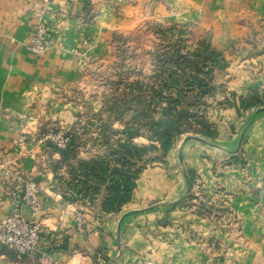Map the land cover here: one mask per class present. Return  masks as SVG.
Instances as JSON below:
<instances>
[{
  "label": "crops",
  "instance_id": "0c3cea01",
  "mask_svg": "<svg viewBox=\"0 0 264 264\" xmlns=\"http://www.w3.org/2000/svg\"><path fill=\"white\" fill-rule=\"evenodd\" d=\"M92 2L97 15L88 25L82 14ZM163 3L149 14L148 0H0V219L18 204L10 192L21 191L22 180L38 183L42 202L38 252L20 257L0 248V264H264V115L255 117V110L241 117L222 111L218 128L225 135L214 140H177L163 162L140 172L129 202L115 213L57 197L53 174L40 166L41 146L17 142L33 138L41 121L70 113L60 89L114 29L161 14L213 27L217 35L236 13L264 16V0ZM38 22L51 35L40 58L27 50Z\"/></svg>",
  "mask_w": 264,
  "mask_h": 264
},
{
  "label": "rangeland",
  "instance_id": "374dc122",
  "mask_svg": "<svg viewBox=\"0 0 264 264\" xmlns=\"http://www.w3.org/2000/svg\"><path fill=\"white\" fill-rule=\"evenodd\" d=\"M163 2L166 0H148L144 8L150 14L157 3L166 7ZM97 6L93 2L86 5L84 23L95 24ZM110 8L118 12L115 4ZM127 26L107 35L101 50L86 58L78 77L60 89L62 104L67 105L64 111L70 113L41 121L33 138L23 135L17 139L21 144L33 140L41 146L40 166L53 174L52 189L70 202L96 211L103 198L116 190L122 175L140 174L164 161L168 152L162 161L144 163L156 156L151 149L142 151L141 162L135 161L125 154L124 146L157 144L162 129L157 123L164 111L176 117L187 115L189 119L180 122L186 128L200 114L210 124L208 137L183 133L174 144L183 136L200 141L225 135L218 121L226 109L237 111L239 117L248 109L255 110V117L264 115V105L257 104L264 101V16L236 13L217 35L213 27L174 22L161 14L137 23L132 20ZM29 44L27 50L37 58L49 48L38 56L28 49ZM249 127L240 133V145ZM191 129L202 130L198 124ZM237 151L234 158L239 160L242 155ZM113 166L115 183L107 188L101 172L109 174ZM75 189L84 197L77 198Z\"/></svg>",
  "mask_w": 264,
  "mask_h": 264
},
{
  "label": "built area",
  "instance_id": "2783aa9c",
  "mask_svg": "<svg viewBox=\"0 0 264 264\" xmlns=\"http://www.w3.org/2000/svg\"><path fill=\"white\" fill-rule=\"evenodd\" d=\"M49 42L48 29L38 25L28 49L40 56L46 51ZM22 184L21 191L13 189L10 192L18 204L12 206L9 213L0 219V248L11 250L20 257H33L38 252L42 233L39 220L42 209L41 189L33 180H22ZM56 196L61 198L60 193ZM77 221L82 225L85 222L84 216L78 214Z\"/></svg>",
  "mask_w": 264,
  "mask_h": 264
},
{
  "label": "trees",
  "instance_id": "16d2710c",
  "mask_svg": "<svg viewBox=\"0 0 264 264\" xmlns=\"http://www.w3.org/2000/svg\"><path fill=\"white\" fill-rule=\"evenodd\" d=\"M245 108L250 107V104H244ZM257 104H263L264 101H259ZM163 119L157 123V128L160 129L159 136L160 139L156 141L157 144H151L150 146H137V145H131L126 147L125 154L128 155L130 158H134L135 161L141 162V156L143 154L142 151L151 149L156 153V156L153 158L146 159L144 163L148 162H157L162 161V158L165 153L169 151V149L173 146L175 142V138L177 135L183 134V133H191L194 132L197 135L206 136L209 134V128L210 124L202 117V114L196 115V119L194 120L195 123H187L190 124L189 128H186L183 125H180L182 120L189 119L187 115L179 114L178 117L175 115L169 114V112L166 110L163 112ZM188 121V120H187ZM194 124H198L202 128V130H194L192 131V126ZM198 131V132H196ZM64 150H60V153H64ZM116 171V167L113 166L110 169V173L106 174L105 172H101L102 178H106L107 180V188L111 186L112 183H115V180L112 178V173ZM137 174L132 175H122L121 179L119 180L118 186L115 188V191H110L108 195H106L103 198V201L101 202V207L98 209V211H103L105 213H115L118 212L122 205L129 202L133 189L135 187V181L138 177ZM75 196L77 198L84 197V193L82 194L80 190L75 189ZM73 192V193H74ZM64 194V193H63ZM91 204H95L94 197L91 198ZM26 257V256H22Z\"/></svg>",
  "mask_w": 264,
  "mask_h": 264
}]
</instances>
